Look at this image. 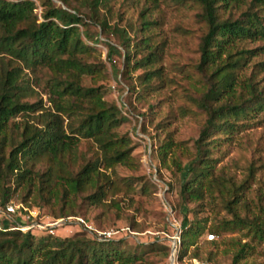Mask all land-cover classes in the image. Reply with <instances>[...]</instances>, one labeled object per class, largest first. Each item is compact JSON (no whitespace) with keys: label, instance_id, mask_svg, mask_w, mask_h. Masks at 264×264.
Here are the masks:
<instances>
[{"label":"trees","instance_id":"16d2710c","mask_svg":"<svg viewBox=\"0 0 264 264\" xmlns=\"http://www.w3.org/2000/svg\"><path fill=\"white\" fill-rule=\"evenodd\" d=\"M39 1L43 6L41 19L36 12L37 0H0V202L5 205L18 188H28L38 195L36 203L51 205L58 217H67L76 215L74 204L79 196L90 203L105 202L119 191H135V183L140 181L135 176L108 172L118 164L133 166L137 145L130 135L117 130L126 120L122 108L105 98L102 85L83 82L85 75L96 80L103 73V64L90 61L99 31L82 29L81 25L95 24L118 37L126 50L124 75L143 69L130 89L138 99L156 100L150 104L151 112L157 110L153 108L161 110L168 100L166 92L173 79L163 64L170 53L168 45L176 43V37L170 38L166 32L174 28L171 15L161 8L164 0H149L141 9L140 23L132 27L134 35L101 14V7H107L109 0H83L88 10L71 0ZM177 3L193 11L198 26L192 29L198 32L197 58L190 73L193 81L183 95L188 101L174 106L169 116H194L201 124L192 158L185 166L176 160L184 172L182 205L209 197L230 214L218 217L215 236L223 230L248 227L264 240V219L250 214L249 200L256 201L249 191L264 163H248L237 155L225 161L235 137L263 122L264 0ZM174 27L190 30L181 23ZM117 46L109 42V52H115ZM41 67L49 70L45 89L51 105L40 98L27 99L38 93L30 84L28 70ZM19 114L28 118L18 122L15 117ZM173 132L170 121L160 122L154 135L160 140L157 150L164 163L177 147ZM82 138L97 145L92 156L80 148ZM239 163L245 171L241 179L233 169ZM257 195L261 197L262 191ZM57 202L59 207H55ZM257 204L264 214V202ZM240 207L248 212L241 213ZM205 230L202 220L185 215L177 252L181 261H186L189 247L197 245ZM53 234L37 237L33 230H0V264H147L144 252L161 246L154 240L131 250L125 238ZM172 245L173 239L163 245L166 254L171 253ZM206 252L202 257L196 249L189 260L223 262L215 249ZM245 252L240 249L229 264H240Z\"/></svg>","mask_w":264,"mask_h":264},{"label":"rangeland","instance_id":"374dc122","mask_svg":"<svg viewBox=\"0 0 264 264\" xmlns=\"http://www.w3.org/2000/svg\"><path fill=\"white\" fill-rule=\"evenodd\" d=\"M63 3L62 0H55ZM74 5H81L83 10H88V6L83 4V0H71ZM38 7L36 12L42 18L43 6L37 0ZM149 3V0H109L108 6L101 7V14L106 15L111 23H117L128 29L129 33L134 35L132 27L140 23V11ZM161 8L171 15L173 30L166 31L171 37H176V43H169L170 53L164 60L163 67L165 73L173 79V83L167 89V102L160 106L154 112L150 110V104L156 102L154 99H138L136 92H132L130 87L136 84L137 77L143 69L139 68L132 71V76L124 75V59L126 50L119 45V39L114 34L104 33L100 26L95 24L81 25L82 29L91 28L92 31H99L96 35L98 40L94 43L96 52L90 57V61L103 64V73L97 76L95 80L91 75H85L83 82L88 85H102L105 89V98L116 102L123 110L126 120L118 127L120 134H128L136 143L134 150L136 163L133 166L118 164L114 170L108 169L113 176H135L140 181L136 182L135 191H119L109 195L105 202L90 203L89 200L79 196L76 199L74 208L76 215L67 217H58L52 210L51 205H39L35 202L36 192H29L28 188H18L12 197V200L23 203V215L28 221L38 219L44 222H52L58 218H65L66 221L55 227L53 235H74L83 233L91 238L105 240L108 238H125L126 247L133 250L138 244L143 242L158 241L161 246L151 248L144 252V261L147 264H173L172 251L165 253L163 245L171 242L174 235L184 227V217L187 214L190 220H202L206 224V230L199 238L197 245L189 247L185 260L189 261L196 249L200 256H206L207 250L213 248L218 252V258L226 263L232 261L233 255L240 249L246 250V256L241 258L240 264H264V240H261L248 227L223 230L216 233L215 238L210 239L209 234L215 233L217 219L220 216H230L225 208L215 206L206 197L202 200H191L182 205L180 188L184 179V172L176 164L180 159L185 166L192 158L195 152V140L199 135L200 120L198 117L186 116L177 118L169 116L175 109L174 106L179 103H186L188 100L183 96L189 91L188 86L191 78V72H194L195 51L198 32L192 30L196 26L193 17V11L190 7H180L177 0H164ZM180 8V9H177ZM181 23L190 30L186 32L176 29L174 25ZM167 24L164 29L167 30ZM109 42L117 44L115 52H109ZM93 43V42H91ZM29 71L28 77L30 84L38 89L35 96H29L27 99H43L46 105H51L49 94L46 92V82L49 77V70L46 67L38 68L35 71ZM187 87V89H186ZM148 112L146 116L143 114ZM152 113V114H150ZM263 122L253 126L238 134L232 144V150L225 157V161L237 155L242 157L248 163L257 161L259 166L264 163V113L261 114ZM28 118L27 115L19 114L15 117L16 121H23ZM170 121V128L174 129L173 139L176 144L175 151L168 154L164 163L159 156L157 146L160 140L154 137L157 126L160 122ZM11 122V126H12ZM169 123V122H168ZM80 148L87 156L96 153L97 145L89 139L82 138ZM178 157V158H177ZM238 179L244 177L242 164L234 166ZM256 179L252 182L251 192L256 201L250 200V214H257L263 217L257 203L264 202V167L256 172ZM145 183V188L143 185ZM261 190L263 195H257ZM26 196L25 200L23 197ZM55 207H59L58 202ZM243 214L248 209L239 208ZM22 217V216H21ZM23 218V217H22ZM10 224L9 222H6ZM131 224L135 225L132 227ZM131 227V228H129ZM117 231L112 237L103 236L102 233L108 231ZM23 231V230H22ZM36 236L52 233L48 229L38 228L35 230Z\"/></svg>","mask_w":264,"mask_h":264},{"label":"built area","instance_id":"2783aa9c","mask_svg":"<svg viewBox=\"0 0 264 264\" xmlns=\"http://www.w3.org/2000/svg\"><path fill=\"white\" fill-rule=\"evenodd\" d=\"M24 208L27 207L23 203L16 202L15 200H10L5 205L0 202V230H14L20 229L23 231L33 230L35 231L38 228L48 229L49 232H55V227L57 225H61L66 221L65 218H58L53 220L52 222H44L38 219H32L28 221L25 219L23 215ZM23 218H22V217ZM9 222L10 224L6 223ZM181 231V230H180ZM180 231L176 233L173 237V245H172V260L173 264H229L225 262H211L204 259L193 258L189 261H181L178 257V247L181 244V235ZM117 231H108V233H102L103 236L112 237ZM209 238H215L214 233L209 234ZM174 248V249H173Z\"/></svg>","mask_w":264,"mask_h":264},{"label":"water","instance_id":"95a60500","mask_svg":"<svg viewBox=\"0 0 264 264\" xmlns=\"http://www.w3.org/2000/svg\"><path fill=\"white\" fill-rule=\"evenodd\" d=\"M174 249V248H173Z\"/></svg>","mask_w":264,"mask_h":264}]
</instances>
